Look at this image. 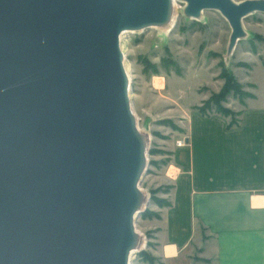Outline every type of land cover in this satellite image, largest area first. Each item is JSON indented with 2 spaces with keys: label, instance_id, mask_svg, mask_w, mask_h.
<instances>
[{
  "label": "water",
  "instance_id": "water-1",
  "mask_svg": "<svg viewBox=\"0 0 264 264\" xmlns=\"http://www.w3.org/2000/svg\"><path fill=\"white\" fill-rule=\"evenodd\" d=\"M232 32L264 0H183ZM172 0H0V264H131L148 145L124 32L163 26ZM147 204V201H146ZM137 251L134 253V255Z\"/></svg>",
  "mask_w": 264,
  "mask_h": 264
},
{
  "label": "rangeland",
  "instance_id": "rangeland-1",
  "mask_svg": "<svg viewBox=\"0 0 264 264\" xmlns=\"http://www.w3.org/2000/svg\"><path fill=\"white\" fill-rule=\"evenodd\" d=\"M185 5L177 0V18L167 34L155 26L123 37L132 109L141 132L150 136L148 166L140 185L147 204L136 220L145 245L133 264H206L198 247L166 260L148 221L160 217L152 209L160 205L158 199L166 200L162 194L170 190L177 141L187 132L190 114L199 110L235 120L245 101L264 84V13L243 19L247 34L229 52L232 28L226 17L214 9L202 11L197 19L188 17ZM228 75L235 88L224 93Z\"/></svg>",
  "mask_w": 264,
  "mask_h": 264
},
{
  "label": "crops",
  "instance_id": "crops-1",
  "mask_svg": "<svg viewBox=\"0 0 264 264\" xmlns=\"http://www.w3.org/2000/svg\"><path fill=\"white\" fill-rule=\"evenodd\" d=\"M174 154L168 204L152 210L160 254L198 247L206 264H264V84L235 120L199 110Z\"/></svg>",
  "mask_w": 264,
  "mask_h": 264
},
{
  "label": "bare ground",
  "instance_id": "bare-ground-1",
  "mask_svg": "<svg viewBox=\"0 0 264 264\" xmlns=\"http://www.w3.org/2000/svg\"><path fill=\"white\" fill-rule=\"evenodd\" d=\"M176 5H177V0H172V9H171V14H170V18L168 20V22L166 24H164L163 26H160L161 29H160V34H167L168 31L174 26V23L176 21V18H177V12H176ZM132 31H128V32H124L121 36V49L125 55V47H124V43L123 42V37L125 34L127 33H130ZM124 66H125V69L127 71V74H128V77L129 79L131 80V74L130 72L128 71L127 67H126V63L124 61ZM130 98H131V87H130ZM144 138H145V142L147 143V145H149V142H150V136L145 134L144 135ZM169 174V173H168ZM171 174V173H170ZM147 193L145 192L144 193V199H143V202H142V206L146 205V201H147ZM136 230H137V233H138V239H137V243H136V250H134L133 254H132V259H133V256H134V253L138 250H140L142 247H144L145 245V239H144V236L143 234L141 233V231L138 229V227L136 226ZM131 264H133V260L131 261Z\"/></svg>",
  "mask_w": 264,
  "mask_h": 264
},
{
  "label": "trees",
  "instance_id": "trees-1",
  "mask_svg": "<svg viewBox=\"0 0 264 264\" xmlns=\"http://www.w3.org/2000/svg\"><path fill=\"white\" fill-rule=\"evenodd\" d=\"M233 82H234L233 76L232 75H230V76L228 75L227 82H226V85H225V88H224V91H223L224 93H226V92L230 91L231 89H234L235 88ZM220 97L221 96H219V98ZM220 111L222 112V110H220ZM158 202H159L160 205H166V204H168V202L166 200H162V199H158Z\"/></svg>",
  "mask_w": 264,
  "mask_h": 264
},
{
  "label": "built area",
  "instance_id": "built-area-1",
  "mask_svg": "<svg viewBox=\"0 0 264 264\" xmlns=\"http://www.w3.org/2000/svg\"><path fill=\"white\" fill-rule=\"evenodd\" d=\"M186 144V138H182L177 141V146H183Z\"/></svg>",
  "mask_w": 264,
  "mask_h": 264
}]
</instances>
